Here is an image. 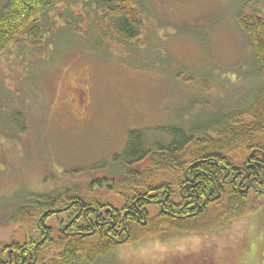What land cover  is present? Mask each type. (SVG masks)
I'll list each match as a JSON object with an SVG mask.
<instances>
[{
  "label": "rangeland",
  "instance_id": "rangeland-1",
  "mask_svg": "<svg viewBox=\"0 0 264 264\" xmlns=\"http://www.w3.org/2000/svg\"><path fill=\"white\" fill-rule=\"evenodd\" d=\"M237 2L153 0L138 46L113 50L109 58L65 34L51 61L34 50L0 59V87L19 89L12 102L27 114L26 132L17 138L0 132V242L26 235L24 222L10 219L24 203L20 196L87 186L107 175V168L65 171L116 165L130 130L189 128L194 116L234 106L253 92L256 70L236 20ZM47 223L60 226L56 217ZM138 243L120 246L103 264H264V202L225 228L168 230Z\"/></svg>",
  "mask_w": 264,
  "mask_h": 264
},
{
  "label": "trees",
  "instance_id": "trees-1",
  "mask_svg": "<svg viewBox=\"0 0 264 264\" xmlns=\"http://www.w3.org/2000/svg\"><path fill=\"white\" fill-rule=\"evenodd\" d=\"M152 3L5 0L0 3V59L8 51L34 50L43 52L44 61H51L56 42L65 34L77 36L102 58H109L119 48L130 52L139 44ZM235 5L236 20L253 55V92L234 106L194 116L189 128L160 127L153 135L148 128L130 130L124 150L115 154L116 165L102 162L65 171L109 170L87 186L75 183L20 196L24 203L10 219L24 222L26 235L23 240L0 242V264H89L112 255L120 246L113 239L138 243L168 230L225 228L263 206L264 0H238ZM19 91L0 87V132L5 137L17 138L27 130V114L12 102L19 98ZM160 132L162 135H157ZM101 189L113 197H101ZM78 203L113 208L112 239L106 238L101 216L100 225L94 228L86 226L81 217L70 223L66 235L60 226L51 227L60 239L44 238L49 219L56 217L61 225L71 212L70 205ZM66 206V210L55 211ZM126 208L131 209L128 214H124ZM12 248L16 252L24 249V262L10 259Z\"/></svg>",
  "mask_w": 264,
  "mask_h": 264
},
{
  "label": "flooded vegetation",
  "instance_id": "flooded-vegetation-1",
  "mask_svg": "<svg viewBox=\"0 0 264 264\" xmlns=\"http://www.w3.org/2000/svg\"><path fill=\"white\" fill-rule=\"evenodd\" d=\"M96 192H98V190H96ZM135 205H136V203H135ZM70 207H71V212L68 213L67 216L64 219H62L63 222L60 225L62 233H64L65 235L68 234L69 233L68 227H69L70 223H72L75 219H77L78 221L81 220V217L85 218L86 226H90V227L94 228V225H96V224L100 225L99 216H101L102 219H103L101 224L106 227V233L108 235L106 238L112 239L111 234H110V228L112 226H114L115 223H114V220H113V216L114 215L112 214L113 208L111 206H104V205H99V204H96V203H87V204L78 203V204H72V205H70ZM67 208H69V206L56 209L55 211L56 212L57 211H61L62 209L66 210ZM101 209H102V211H101ZM130 210L131 209L126 208L125 211H124V214H128V212ZM67 219H69V220L67 221ZM52 226L53 225H48V229H45V236H44V238L49 237L50 241H52V240H54V239L59 237V236L55 237V235L52 234L53 233V231L51 230ZM75 232H77V231H75ZM60 238L61 237H59V239ZM113 240L115 242H118L120 244V246H123V245H126V244H129V245L133 244V243L125 242V239H113ZM138 244L139 243H135V245H138ZM115 251L112 253L111 256L106 257V258H102V259H100L98 261H95V262H92V263H89V264H103L105 262H109V260H113L114 259ZM9 256H10V259L13 258V259L18 260V258H19L20 260H22V262L25 261L24 249L20 250L19 252H16L15 250H13V248L9 249ZM30 258H31V255H30Z\"/></svg>",
  "mask_w": 264,
  "mask_h": 264
}]
</instances>
